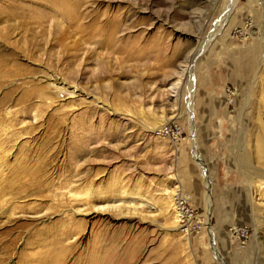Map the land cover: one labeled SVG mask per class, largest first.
Segmentation results:
<instances>
[{
	"label": "rangeland",
	"instance_id": "obj_1",
	"mask_svg": "<svg viewBox=\"0 0 264 264\" xmlns=\"http://www.w3.org/2000/svg\"><path fill=\"white\" fill-rule=\"evenodd\" d=\"M230 1L0 0V264H264V0ZM199 48L191 130L167 88Z\"/></svg>",
	"mask_w": 264,
	"mask_h": 264
},
{
	"label": "bare ground",
	"instance_id": "obj_2",
	"mask_svg": "<svg viewBox=\"0 0 264 264\" xmlns=\"http://www.w3.org/2000/svg\"><path fill=\"white\" fill-rule=\"evenodd\" d=\"M234 2H235V0H231L230 1V4H228L230 6H227V7L224 8V10L221 12V18L224 17V19H225V16L228 14L229 9L231 8V6H233V3ZM62 11H63L64 14L69 15L68 14L69 12L67 10V7H64V8L62 7ZM221 25H222V19L219 20L217 22V24L215 25L216 29L215 30H212V32L209 33L207 42L211 38H213V36L216 35L220 31L219 29H220ZM200 51H201V48H199L198 50H194V51L187 52V54H186L185 58L183 59V61L180 62L179 67L177 68V70H173V72H171V74H172V76H173L174 79L172 80L171 83H168L169 87L167 88V90H168L169 93H172V94H175L176 95L178 93L179 86H181L182 84H185L186 85V87H187V94H188L187 95L186 102L188 104L187 105L188 108L185 111L187 112V114H189V116L191 118L190 119V121H191V130L194 128L193 127L194 125H193V122H192L191 105L189 104L192 101L191 99H192L193 83H194V77H193V72H192V65H193V63H194V61H195V59H196V57H197V55H198V53ZM261 128H263V127H261ZM256 134L257 135H255V137H256V142H255V148H256V150H255V153H256V157L259 159L260 164L262 166H264V128L262 130L261 129H258V133H256ZM192 140H193V136H192ZM192 145L195 146V144H194L193 141H192ZM193 156L196 159V161H198V163L200 164V166L202 167V170L204 172L203 174H205V193H206V196H205V212H206L205 213V217H206L207 225H209V219H210V214H211L210 213L211 212V209H210V207H211V205H210V194H211L210 182H209V178H207L208 176L206 175V172H205L206 169L204 167V163H203L202 159L200 158V155L196 151H194L193 152ZM257 177L260 180L257 183L258 187L264 186V182H262V180L264 179V172L258 174ZM1 192H2V189L0 190V193ZM69 193H72V192L69 191ZM8 202H9L8 199L7 198L6 199L4 198V192L1 193L0 194V206L1 207L6 206V204H9ZM165 210H170L171 211V210H173V206L172 205L171 206L169 205V206L165 207ZM7 212H8V210H6V212H3L2 215L5 216V214ZM10 212H12V211H10ZM7 215L10 216V214H8V213H7ZM175 218H174L175 221L173 222V224H175V226H176V219ZM208 230H209L208 232L210 233L209 234L210 240H212L211 241L212 251H215L216 254H219L218 251H217V249H216V247H215V244L213 242L212 232H211L210 229H208ZM219 260H220L221 263H223L222 258H220Z\"/></svg>",
	"mask_w": 264,
	"mask_h": 264
},
{
	"label": "built area",
	"instance_id": "obj_3",
	"mask_svg": "<svg viewBox=\"0 0 264 264\" xmlns=\"http://www.w3.org/2000/svg\"><path fill=\"white\" fill-rule=\"evenodd\" d=\"M154 134L158 137H168L172 139V144H177L182 141V133L174 123L161 126L154 131ZM171 202L176 216V223L179 230L183 233H197L203 226L200 215L192 209L187 202V199L182 196L178 189V192H174L171 195ZM229 235L234 238L241 245L247 238V229L243 226L230 228L228 230Z\"/></svg>",
	"mask_w": 264,
	"mask_h": 264
}]
</instances>
